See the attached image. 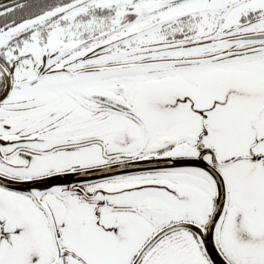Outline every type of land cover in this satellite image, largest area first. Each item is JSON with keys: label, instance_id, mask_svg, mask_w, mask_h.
<instances>
[{"label": "snow or ice", "instance_id": "obj_1", "mask_svg": "<svg viewBox=\"0 0 264 264\" xmlns=\"http://www.w3.org/2000/svg\"><path fill=\"white\" fill-rule=\"evenodd\" d=\"M0 264H264V0H2Z\"/></svg>", "mask_w": 264, "mask_h": 264}, {"label": "water", "instance_id": "obj_2", "mask_svg": "<svg viewBox=\"0 0 264 264\" xmlns=\"http://www.w3.org/2000/svg\"><path fill=\"white\" fill-rule=\"evenodd\" d=\"M0 2H2V0H0Z\"/></svg>", "mask_w": 264, "mask_h": 264}]
</instances>
